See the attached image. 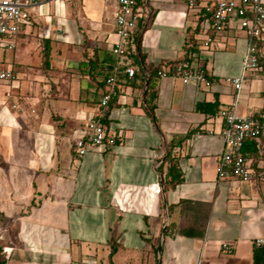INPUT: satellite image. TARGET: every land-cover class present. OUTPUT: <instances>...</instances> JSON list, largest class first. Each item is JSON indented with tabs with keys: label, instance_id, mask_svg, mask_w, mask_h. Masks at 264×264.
Returning <instances> with one entry per match:
<instances>
[{
	"label": "crops",
	"instance_id": "crops-1",
	"mask_svg": "<svg viewBox=\"0 0 264 264\" xmlns=\"http://www.w3.org/2000/svg\"><path fill=\"white\" fill-rule=\"evenodd\" d=\"M138 1L136 72L118 73L102 111L119 62L111 51L117 5L37 0L15 49L0 51V70L15 74L0 81L5 264H264V244L256 245L264 238V176L244 183L217 173L225 150L219 111L238 94L237 114L264 121V66L245 74L237 93L225 82L241 75L248 44L236 17L205 48L202 2ZM261 49L264 55V42ZM189 56L206 68L210 87L147 71L169 70ZM214 102L215 112L197 109ZM93 117L117 142L79 156L74 141ZM262 149L264 137L244 146L260 174Z\"/></svg>",
	"mask_w": 264,
	"mask_h": 264
},
{
	"label": "built area",
	"instance_id": "built-area-1",
	"mask_svg": "<svg viewBox=\"0 0 264 264\" xmlns=\"http://www.w3.org/2000/svg\"><path fill=\"white\" fill-rule=\"evenodd\" d=\"M117 5L115 14L116 35L118 41L112 46L111 51L118 59V63L107 83L111 86L100 102V110L105 109L115 95L114 86L118 73L123 71L129 78L135 75V68L130 63L129 54L135 50L133 39L141 18L138 0H107ZM202 4V14L208 19L204 28L209 27V32L203 40L202 47L213 45L215 35L223 32L232 17L239 20L240 27L248 35V44L242 58V73L239 76L226 77L225 82L233 86L237 93L243 87L245 74L254 72L261 67V58H264L261 45L264 42V0H189L191 7ZM37 3V0H0V50H13L26 22V9ZM211 30L213 31L211 33ZM161 77L179 76L184 83H196L210 87L212 79L206 68L193 63L191 56L173 67V70L158 71ZM15 74L12 70H0V80L12 81ZM238 94L233 103L219 111V119L223 123L221 134L225 142V150L218 158L217 173L220 179L237 178L248 183L259 176L249 163L244 146L248 140H260L264 137V121L251 116L237 114ZM117 138L106 131L99 117H93L87 122L84 136L74 141V146L79 156L85 155L91 148L104 144L115 145ZM264 244V238H258L256 245Z\"/></svg>",
	"mask_w": 264,
	"mask_h": 264
},
{
	"label": "trees",
	"instance_id": "trees-1",
	"mask_svg": "<svg viewBox=\"0 0 264 264\" xmlns=\"http://www.w3.org/2000/svg\"><path fill=\"white\" fill-rule=\"evenodd\" d=\"M138 4H139V1H138ZM139 35H137V34H135V37H134V39H133V42L135 43V44H137V49L139 48L138 47V44H139ZM190 43V42H189ZM260 45H261V43H259ZM196 46H195V44L194 43H192L191 44V46L190 47H188V49H190V50H192L193 48H195ZM136 49V50H137ZM49 49L48 48H44V52H43V58H44V61L45 62H47L48 61V58H49ZM137 55V52L135 51H132V52H130V54H129V58H133L134 60H136V61H138L139 60V58H138V56H136ZM177 65V64H176ZM176 65H174L173 67H175ZM173 67L171 68V69H169L170 71L171 70H173ZM113 71V69H111L110 70V74H111V72ZM148 71V73H149V75H150V77L153 75V74H158V69H155V70H147ZM212 79V78H211ZM207 106H211L213 109H211V110H209V112H215L216 110H217V108H216V103L214 102V103H212V104H209V103H199L198 105H197V109L198 110H205L206 111V108L205 107H207ZM245 151V150H244ZM245 153H246V151H245ZM173 167V166H172ZM172 167H170V170H172ZM169 170V173L171 174V176H174L175 175V172H171ZM175 182H181V178H180V176L176 179V181ZM0 264H5V261L3 260V259H1V257H0Z\"/></svg>",
	"mask_w": 264,
	"mask_h": 264
},
{
	"label": "rangeland",
	"instance_id": "rangeland-1",
	"mask_svg": "<svg viewBox=\"0 0 264 264\" xmlns=\"http://www.w3.org/2000/svg\"><path fill=\"white\" fill-rule=\"evenodd\" d=\"M106 1V0H105ZM108 2V1H107ZM109 3V2H108ZM111 10V9H110ZM148 14V13H147ZM153 13H151V16H150V19H148L147 21H145L146 22V27L147 28H151L152 27V25H153V15H152ZM232 18H235V17H232ZM205 20H206V22L208 21V19L207 18H203L202 19V22L200 23L201 24V29H200V34H199V36H201L202 37V39L206 36V34H207V32H209V27L208 28H203V22H205ZM233 21H236L235 19H232ZM197 26H199V25H197ZM237 31H238V36H244V34H245V32H246V30L245 29H242V28H237ZM213 31L211 30V33H212ZM135 34H139V32H137V30H136V32H135ZM246 34H247V32H246ZM200 42H201V40H200ZM0 51H3V50H0ZM7 51V50H6ZM8 54L9 53H11L10 51L9 52H7ZM260 63H261V66H264V58H261V61H260ZM161 66L162 67H164V63L163 64H161ZM0 67L1 68H3V67H6V65H4V64H0ZM254 73H260V70H256ZM246 79V78H245ZM0 81H4V80H0ZM260 154V157L262 158L263 157V159H264V149H262L261 150V152L259 153Z\"/></svg>",
	"mask_w": 264,
	"mask_h": 264
}]
</instances>
